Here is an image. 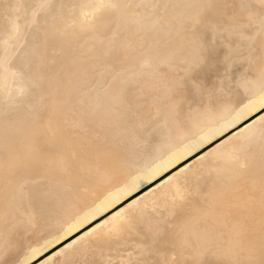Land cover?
Instances as JSON below:
<instances>
[{"label":"rangeland","instance_id":"rangeland-1","mask_svg":"<svg viewBox=\"0 0 264 264\" xmlns=\"http://www.w3.org/2000/svg\"><path fill=\"white\" fill-rule=\"evenodd\" d=\"M89 1L0 0V243L5 236L11 238V259L26 252L27 240L45 236L44 231L65 223L84 203L160 156L193 124L235 107L253 91V84L239 77L252 65L254 70V58L260 61L264 33L259 1H253L251 9L252 41L236 46L217 37L210 46L201 73L207 84L224 76L230 48L235 62L228 73L231 79L218 87L211 107L206 99L201 102L191 95L178 97V107L168 104L172 72L162 75L157 65L187 44L182 26L198 10L185 5L234 0H111L120 5L111 23L85 31L76 18ZM221 11L212 10L214 21L226 19ZM141 18L153 22L149 31L129 29L130 21ZM113 32L119 33L118 50L101 63L100 38ZM52 39L57 45L48 48L31 87L6 67V57L19 53L20 62ZM18 87L24 90L16 93ZM129 91L140 93L138 102L131 103ZM93 100L88 109L86 102ZM85 145L98 148L85 162L89 167H82L79 159L65 167L62 161ZM239 147L234 156L218 154L213 167L185 179L186 188L173 203L130 210V229L108 238L96 235L90 249H71L58 264L259 258L264 236V122ZM221 222L234 225L236 237L229 238ZM197 231L208 235L209 247L202 254L194 239Z\"/></svg>","mask_w":264,"mask_h":264},{"label":"bare ground","instance_id":"bare-ground-1","mask_svg":"<svg viewBox=\"0 0 264 264\" xmlns=\"http://www.w3.org/2000/svg\"><path fill=\"white\" fill-rule=\"evenodd\" d=\"M87 3L79 10V14H76L80 28L108 26L115 9L119 10L117 7H100L115 6L111 0H91ZM130 9L125 10L128 15L131 14ZM84 29L86 31V28ZM254 61H256L254 71L259 73L260 61L255 58ZM252 84V94L238 105L207 117L201 124H193L180 135L178 142L168 147L160 156L128 173L124 180L105 189L90 202L84 203L65 223L55 225L47 233L44 231L45 236L39 235L40 239L27 240L26 252L20 254L19 259L15 258L18 264H58L59 258L71 249L80 245L90 249L91 238L96 235L101 234L103 238H108L126 228L130 229L132 223L130 210L162 207L167 203H173L185 190V179L196 177L207 166L213 167L218 154L226 156L225 158L234 156L235 150L240 148L239 144L250 139L259 124L264 122L262 119L264 110L260 107L261 89L258 82ZM23 90L24 87H18L15 91L21 93ZM133 93L132 96L128 94V97H132L130 100L138 99L136 101L138 102L137 95L140 93L135 91ZM132 100L131 103H135ZM206 116L204 115V118ZM81 166L89 167L86 163ZM221 224L229 238L236 237L234 225L226 222ZM207 236L200 231L194 233V239L201 250L200 254L209 247ZM33 250H36L34 256L31 255Z\"/></svg>","mask_w":264,"mask_h":264},{"label":"snow or ice","instance_id":"snow-or-ice-1","mask_svg":"<svg viewBox=\"0 0 264 264\" xmlns=\"http://www.w3.org/2000/svg\"><path fill=\"white\" fill-rule=\"evenodd\" d=\"M100 7H120V5H100ZM123 7L131 8L133 6L123 5ZM184 7L198 10L190 15L182 26V30L186 34L185 39L187 40V44L186 46H182L178 53L173 52L166 60L161 61L157 65V71L162 75L167 74L169 71L172 72L171 90L165 98L168 104L178 107V97L191 95L194 98H199L201 102L206 99L207 107H211L214 103L218 87L225 86L231 79L228 73L231 71V65L235 62L232 59V48H230L229 54L225 57L226 67L224 76L220 77L217 83L209 85L201 75L207 63V53L211 50L210 46L215 43L217 37L229 40L230 43L236 46L243 45L245 42L254 39L252 31L254 20L251 13L253 0H234V2L223 5L202 3L185 5ZM214 9H221V15L225 16L226 19L222 20V22L214 21L212 19V10ZM259 17L261 32L264 33V0H259ZM152 23L147 18H141L140 20L133 19L129 22V29L149 31ZM117 35H119L118 32H113L110 36H102L100 38L97 59L101 63L106 62L116 54L118 50L116 46ZM56 45L57 41L52 39L46 42L42 48L28 54L20 62H18L19 53L6 57V67L12 71L14 76L28 82L31 87V82L43 66L48 48L52 47L54 49ZM252 51L251 49L249 50L250 55ZM239 79L244 82L259 83L262 93L260 107L264 110V41H262L260 52L259 73L249 67L245 72L240 74ZM86 103H88V109H91L95 101ZM200 106L204 107L205 105L201 103ZM85 114L87 115V110ZM92 151H98V148L85 145L79 153L73 151L70 157L63 160L62 163L65 167H72L79 159V163L83 164L87 161ZM262 180H264V177H262ZM12 247L11 238L5 236L3 242L0 243V264H18L16 260L10 258ZM209 251L211 250L209 249ZM35 254L36 250H33L31 255L34 256ZM161 264H169V262L163 261ZM191 264H264V236L261 239L259 258L252 257L244 261L195 258L191 261Z\"/></svg>","mask_w":264,"mask_h":264}]
</instances>
